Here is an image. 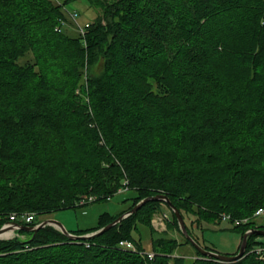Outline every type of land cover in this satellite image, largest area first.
Segmentation results:
<instances>
[{"label": "trees", "instance_id": "obj_1", "mask_svg": "<svg viewBox=\"0 0 264 264\" xmlns=\"http://www.w3.org/2000/svg\"><path fill=\"white\" fill-rule=\"evenodd\" d=\"M69 1L0 0V227L13 212H33L35 225L125 188V210L68 231L92 232L157 193L193 217L185 227L205 249L193 227L222 213L251 218L232 226L241 238L264 229L252 218L264 209V0H88L101 15L83 38L67 22L56 29ZM161 204L87 239L17 229L0 238V264H264L262 235L224 262L200 254L172 211L183 241L157 233ZM140 226L156 233L149 250ZM181 244L195 256L173 254Z\"/></svg>", "mask_w": 264, "mask_h": 264}, {"label": "rangeland", "instance_id": "obj_2", "mask_svg": "<svg viewBox=\"0 0 264 264\" xmlns=\"http://www.w3.org/2000/svg\"><path fill=\"white\" fill-rule=\"evenodd\" d=\"M64 9L66 14L76 12V19L79 23H84L85 21L91 22L94 17L101 15L100 6L96 4L92 5L88 0H72L66 2ZM66 22L72 30L76 31L75 24L72 20L66 19ZM98 70L99 65L94 68L95 72ZM133 194L134 192L132 190L116 192L113 196L105 200L91 201L82 206L67 207L44 213L38 217V220L54 219L59 221L66 230L70 231L88 229L97 225L99 216L102 213L107 212L110 214H118L125 210L129 206L131 202L130 197H132ZM165 206V204H161V210L154 213L151 218L153 229H155L157 233H164L165 235L174 237L177 241L181 242L183 241V237L175 227H169L167 225L169 222L167 218L163 219L164 227L158 224L157 218L162 216L163 213H166L168 217H171L170 209ZM191 219H193L192 216L184 215V221L188 226ZM255 219L258 224L261 223L264 225V211ZM232 226L233 225L226 220H220V222L203 220L200 222L198 228L193 227V229L201 244L207 246L209 250L222 254H231L237 249L241 242L240 231ZM15 234H11L10 236ZM155 234L145 226H140L139 235L135 233L134 236H139L145 250H149L150 238ZM262 239H264V237H262ZM173 254L189 257L195 256L194 249L190 244L178 245Z\"/></svg>", "mask_w": 264, "mask_h": 264}, {"label": "water", "instance_id": "obj_3", "mask_svg": "<svg viewBox=\"0 0 264 264\" xmlns=\"http://www.w3.org/2000/svg\"><path fill=\"white\" fill-rule=\"evenodd\" d=\"M149 200H160V201H163L167 205V207L170 209V211H172V213L174 214L182 235L191 243V245H193L195 247V249L197 251H199L200 254H202L204 256H208V257H211V258H214V259H217L220 261H224V262L235 261V260L240 259L244 255V251H245V247H246V239H247L249 234H257V235L264 236V229L263 228L247 229L242 235L241 242L239 244L237 252L234 254H222V253H218V252L213 251V250L205 249L189 235V233L187 232V229L185 227L184 220H183L179 210L176 208V206L173 205V203L170 201V199L168 198V196L165 193H157L155 195H150V196H147V197L140 199L131 208H129L128 210H126L125 212H123L122 214L117 216L111 222H109L106 225H104V226H102V227H100V228H98L92 232H89V233L73 234V233L69 232L68 230H66L59 221H56L54 219H44L42 221H39L35 225H25V224L13 222L11 225H9V227H11L13 230L14 229H22L25 231H30L34 234L39 228H41L45 225H52L55 228H57L58 230H60L61 232H63L67 237H69L71 239H87L91 236L98 235V234L104 232L105 230L110 228L112 225H114L115 223L120 221L123 217H125V216L131 214L132 212L136 211L141 205H143L145 202H147ZM7 228H8V226H4V225H2L0 227V238H4L2 234H3V232H5V230H7ZM7 238H9V237H7Z\"/></svg>", "mask_w": 264, "mask_h": 264}, {"label": "built area", "instance_id": "obj_4", "mask_svg": "<svg viewBox=\"0 0 264 264\" xmlns=\"http://www.w3.org/2000/svg\"><path fill=\"white\" fill-rule=\"evenodd\" d=\"M67 15L74 22L75 27H76V31L83 38L85 33H86V29L89 25V22L88 21H85L84 23L77 22V19H76L77 13L76 12H72V13H69ZM64 24H66L65 19L60 20V23L58 24L56 29L59 30L62 27V25H64ZM83 42H85L84 39H83ZM124 183H125V180H124ZM124 190H125V188H120V189H118L117 192H121ZM84 199L85 200H81L80 203L93 201L95 199V197L92 195H89V196L85 197ZM263 211H264V209L262 207L257 208L254 211V213L252 214V218L259 216ZM220 217H221V220H226V221L230 222L232 225H238V224L246 223L251 219L250 217L235 218V217H232L229 213H222L220 215ZM34 218H35V214L33 212H13V213H10V215L8 216V221H6L3 225L9 227V225H11L13 222H21V223L28 224L29 222L33 221ZM164 218L169 219V217L166 213H163L162 216H159L157 218L158 224H160L161 226L164 225V222H163ZM7 229L10 230L9 228H7ZM119 245L124 247V248L135 250L134 244L129 240H122L119 242ZM254 249L257 252L264 251V247H255ZM146 254H147L148 258H151L153 256L152 251H147Z\"/></svg>", "mask_w": 264, "mask_h": 264}, {"label": "bare ground", "instance_id": "obj_5", "mask_svg": "<svg viewBox=\"0 0 264 264\" xmlns=\"http://www.w3.org/2000/svg\"><path fill=\"white\" fill-rule=\"evenodd\" d=\"M11 234V231L7 230L6 232L3 233L4 236H9Z\"/></svg>", "mask_w": 264, "mask_h": 264}]
</instances>
